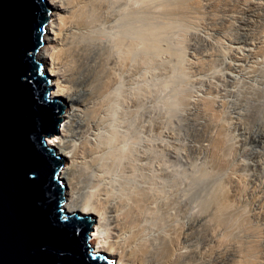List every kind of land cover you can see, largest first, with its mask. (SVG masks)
<instances>
[{"label": "bare ground", "instance_id": "bare-ground-1", "mask_svg": "<svg viewBox=\"0 0 264 264\" xmlns=\"http://www.w3.org/2000/svg\"><path fill=\"white\" fill-rule=\"evenodd\" d=\"M43 1H46L49 17L34 59L51 81L47 84V87L53 86L50 99L56 98L69 112L62 139H53L55 135H51L48 144L45 142L46 147H55V156L71 159L57 177L63 186V211L82 216L90 214L89 219L94 221L89 235L95 245L93 253H102L107 260L114 259L113 264H192L183 261V254L176 256L178 250L190 246L188 241L181 240L185 234L183 226L173 230L169 223L171 215L157 212L158 206L165 204L166 212L171 205L167 199L166 203H159L160 196L164 198L167 192L171 195L178 192L179 197L191 200L190 205L198 202L201 208L195 215L197 220L200 223L208 217L205 224L211 225L208 240L197 244L194 253L200 257L207 255L209 262H214L213 259L218 262L224 256L222 250L229 249L225 246L229 244L222 246V242L215 239L221 226L218 201L204 198L198 189L182 188L173 177L160 188L157 173L167 175L171 166L155 156L146 163L140 162L143 148L154 149L157 146L155 134L162 132L155 122L154 106L147 107L145 116L138 113L144 95L140 74L146 58L142 52L146 47L148 52L155 51L159 28L152 24L149 28L148 23L154 24L152 19L148 20L146 29L140 13L145 7L149 11L160 5L157 4L160 1ZM168 11L164 13L170 15ZM104 39L112 42L109 45L112 50L103 57ZM143 116L147 118V125L143 124ZM68 133L72 137H67ZM165 136L171 137L170 132H165ZM166 147L168 155L175 152ZM151 166L159 171L146 177L142 169ZM212 205L213 211L207 214ZM164 224L168 228L162 231ZM164 237L168 238L167 242ZM235 247L234 252H229L230 264H234L233 256L241 250ZM258 254L264 258V248L259 249ZM244 258V262L249 261Z\"/></svg>", "mask_w": 264, "mask_h": 264}, {"label": "rangeland", "instance_id": "rangeland-1", "mask_svg": "<svg viewBox=\"0 0 264 264\" xmlns=\"http://www.w3.org/2000/svg\"><path fill=\"white\" fill-rule=\"evenodd\" d=\"M157 1L160 5L150 12L145 7L140 13L146 29L152 19L156 22L148 23V27L152 24L159 28L155 51L148 52L146 47L142 52L149 62L144 61L140 74L144 95L138 113L145 116L147 107L154 106L155 122L162 132L155 134L157 146L151 149L153 152L147 146L143 148L140 162L146 163L155 156L171 167L169 176L159 174L153 166L142 171L146 177L158 172V187L167 185L173 177L181 187L198 189L204 198L218 201L221 226L215 239L222 246L229 244L225 245L229 249L222 250L224 256L218 262H209L207 255L194 253V247L206 242L211 231V225L204 221L208 217L199 223L195 216L201 208L198 202L190 205L191 200L179 197L178 192H167L158 202L167 199L171 205L167 213L165 204L158 206L157 212L171 215L173 230L183 226L185 234L181 240L190 246L178 250L176 256L183 254L185 262L230 264V253L236 245L241 250L233 256L234 264H264V258L258 256V250L264 248V0ZM165 9L170 15L164 13ZM110 43L104 39L103 57L111 52ZM63 107L62 114L57 115L61 121L56 133L49 135H55L53 139L64 135L62 128L69 112ZM143 124H148L147 118ZM167 131L171 137L165 136ZM69 134L67 137H72ZM49 136H43L46 144ZM167 145L175 151L172 155L167 154ZM70 162L68 158L62 160L58 173ZM210 211L213 205L207 214ZM92 232L87 234L91 236ZM87 242L94 252L91 237ZM244 257L249 261L244 262ZM111 260L112 264L116 262Z\"/></svg>", "mask_w": 264, "mask_h": 264}, {"label": "water", "instance_id": "water-1", "mask_svg": "<svg viewBox=\"0 0 264 264\" xmlns=\"http://www.w3.org/2000/svg\"><path fill=\"white\" fill-rule=\"evenodd\" d=\"M47 13L43 0H0V264H112L88 247L90 214L63 211L62 159L43 140L64 109L34 59Z\"/></svg>", "mask_w": 264, "mask_h": 264}]
</instances>
